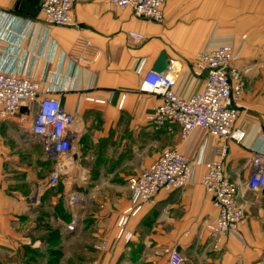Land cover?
<instances>
[{
  "label": "crops",
  "instance_id": "1",
  "mask_svg": "<svg viewBox=\"0 0 264 264\" xmlns=\"http://www.w3.org/2000/svg\"><path fill=\"white\" fill-rule=\"evenodd\" d=\"M23 1L31 13L17 9ZM42 3L0 0V68L38 81L42 96L75 116L70 166L60 176L63 192L48 186L57 162L31 133L39 99L0 120V264H23L27 248L42 249L52 235L63 241L67 260L78 257L77 247L90 249L79 254L85 264H169L173 250L182 264H264V188L246 186L253 156L264 154V0H168L162 22L139 19L109 0H80L70 26L45 23ZM131 31L144 40L132 41ZM223 45L234 47L233 67L242 75L233 105L240 106L235 128L243 140L197 129L183 141L178 126L156 128L150 116L161 97L140 91L144 73L166 52L169 68L179 69L176 92L191 97L205 81L196 56ZM223 144L227 177L238 184L247 215L235 236L208 229L217 209L201 184ZM168 148L190 158L192 183L161 190L130 216L131 240L119 239V221L133 210L129 179ZM73 195L78 204L70 203ZM58 210L63 218H55Z\"/></svg>",
  "mask_w": 264,
  "mask_h": 264
},
{
  "label": "built area",
  "instance_id": "2",
  "mask_svg": "<svg viewBox=\"0 0 264 264\" xmlns=\"http://www.w3.org/2000/svg\"><path fill=\"white\" fill-rule=\"evenodd\" d=\"M80 0H43L41 12L49 25L70 26L73 22L72 9ZM112 4L130 10L139 19L162 22L164 6L168 0H109ZM129 38L143 41L140 32H129ZM236 53L233 46L223 45L200 52L195 58L196 70L205 75L203 88L191 97L176 92L178 67L166 72L148 70L144 73L140 91L158 95L161 103L150 116L156 128L172 132L175 126L181 131L183 141L192 132L203 129L223 141L240 142L245 134L235 128L240 115L239 105H233L243 91L242 75L233 67ZM38 81L24 74L6 72L0 68V120L18 113L24 104L31 105L39 99V110L31 127V133L41 143L45 157L56 160L48 186L59 183L60 176L70 163L73 145L72 127L75 116L62 109L59 100L42 96ZM104 103L105 100L96 99ZM228 148H220V159L206 164L201 184L212 197L217 216L208 229L214 236H235L246 222L247 215L238 203V184L232 182L226 173L225 158ZM252 173L246 184L247 189L257 192L264 188V154H255L251 160ZM194 166L190 158L177 149H165L159 159L150 167L129 179L132 191V213L122 216L119 221L118 237L127 242L132 234L126 230L130 216H136L148 204L155 201L161 190H182L192 183ZM80 202L73 195L70 203ZM73 228V227H71ZM184 257L173 250L169 264H182Z\"/></svg>",
  "mask_w": 264,
  "mask_h": 264
},
{
  "label": "rangeland",
  "instance_id": "3",
  "mask_svg": "<svg viewBox=\"0 0 264 264\" xmlns=\"http://www.w3.org/2000/svg\"><path fill=\"white\" fill-rule=\"evenodd\" d=\"M69 166H70V163L68 162L67 168ZM64 173H65V171H64ZM58 184L57 185L59 186V191L63 192L64 189H62V188L64 185L62 184V182H60V179H59ZM66 202H68V196L63 193L62 207H63V204H66ZM59 206H61V204H59ZM62 211L63 210L57 211L58 214H56V216H55L56 219H57V217H61V218L64 217ZM52 231L56 232V230L54 228H52ZM118 238L124 239L122 236L118 237ZM87 241L89 243V239ZM27 249L28 250H26V252H25V258H24L23 264H85V262H86L84 259H81V257L79 256V254H81V252L85 251L84 248L77 247L76 249L79 250V252L77 253L78 257H73L72 259L67 260L65 258V254H64L65 246H63V241L61 239H54L53 240L52 237L48 238L46 244L43 245L42 249L37 248V250H42V253H40V254L34 253L32 251L33 248H31V247H28ZM53 250H56V251L58 250L61 253H55ZM89 250L85 251V253L91 254V251H89Z\"/></svg>",
  "mask_w": 264,
  "mask_h": 264
},
{
  "label": "water",
  "instance_id": "4",
  "mask_svg": "<svg viewBox=\"0 0 264 264\" xmlns=\"http://www.w3.org/2000/svg\"><path fill=\"white\" fill-rule=\"evenodd\" d=\"M18 10L31 13L32 11L24 1L17 6ZM169 61L166 52H162L154 66L153 70L156 72H166L169 69Z\"/></svg>",
  "mask_w": 264,
  "mask_h": 264
},
{
  "label": "trees",
  "instance_id": "5",
  "mask_svg": "<svg viewBox=\"0 0 264 264\" xmlns=\"http://www.w3.org/2000/svg\"><path fill=\"white\" fill-rule=\"evenodd\" d=\"M52 239L54 240V239H58V238H57V237H55V235H52ZM32 251H33L34 253H38V251H37V250H34V249H33ZM53 251H54L55 253H61V252H60V251H58V250H57L58 252H57L56 250H53Z\"/></svg>",
  "mask_w": 264,
  "mask_h": 264
}]
</instances>
